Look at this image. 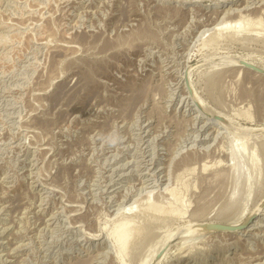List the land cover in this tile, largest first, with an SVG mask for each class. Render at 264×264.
Segmentation results:
<instances>
[{"label":"rangeland","instance_id":"rangeland-1","mask_svg":"<svg viewBox=\"0 0 264 264\" xmlns=\"http://www.w3.org/2000/svg\"><path fill=\"white\" fill-rule=\"evenodd\" d=\"M181 1L0 0V264H122L88 237L133 218L150 235L125 264L171 232L159 264H264V75L214 67L264 59V0ZM233 17L251 37L214 39ZM206 111L234 122L218 131ZM261 204L238 234L202 225Z\"/></svg>","mask_w":264,"mask_h":264},{"label":"bare ground","instance_id":"bare-ground-1","mask_svg":"<svg viewBox=\"0 0 264 264\" xmlns=\"http://www.w3.org/2000/svg\"><path fill=\"white\" fill-rule=\"evenodd\" d=\"M185 1V0H184ZM196 1V0H195ZM203 1V0H202ZM202 1H197V3H199V4H202ZM246 0H215V2H211V3H209V4H206V5H204V7H205V9H209V7H222V8H229L230 7V9H231V6H232V4H234V3H244ZM249 1L250 0H248V1H246L245 3H249ZM253 1V0H252ZM180 2H182L181 0H180ZM204 2V1H203ZM179 3V2H178ZM240 6V5H239ZM248 6V5H247ZM194 7H196V6H194ZM191 8H193V7H191ZM249 9V8H248ZM224 10V9H223ZM226 10H228V9H226ZM233 10V9H232ZM231 11V10H230ZM225 12V11H224ZM230 16V15H229ZM192 18V17H191ZM226 18V17H225ZM228 18V17H227ZM234 18H237V17H233V19ZM231 19V20H223V21H220V22H216V25H215V27H214V29H212V30H214L215 31V34H214V32L213 33H211V32H209V33H211L210 35H212V34H214L215 36H214V39L216 38V39H218L217 37L218 36H220V38H224V37H227V35H230V38L232 37V40L234 41L236 38L237 39H241V40H247V39H245V38H247V37H249L250 35H251V30L252 29H249V27H250V23H252V22H249V21H247V19H245V18H242V17H240V18H238V19ZM262 19V18H261ZM215 24V23H214ZM211 28H213L212 26H211ZM210 29V28H209ZM206 31V30H205ZM206 33V32H205ZM239 35V36H238ZM229 37V36H228ZM251 37V36H250ZM213 38V37H212ZM211 38V39H212ZM219 38V39H220ZM230 40V39H229ZM212 41V40H211ZM214 41V40H213ZM250 53H248V55L247 56H245L244 55V57H240V56H234V55H232V56H230L229 55V57L228 58H230L229 60H227L226 59V57L227 56H225L224 58L227 60L226 62H220V63H218V64H215L214 65V67H217V66H221V65H225V67H226V65L227 66H229L230 67V65H231V68H232V66H234V67H237L238 68V71H242V72H244V73H252V74H254V75H256V76H260V77H262L263 78V76H261V75H259V74H256V73H254V72H252V71H250V70H247V69H245V67H244V62L245 63H247V64H249V65H251V66H254V67H257V68H259L260 70H262V71H264V59H259L258 57L259 56H256V55H249ZM227 55V54H226ZM215 56V55H214ZM219 57V56H218ZM221 57V56H220ZM211 58V57H210ZM223 58V59H224ZM219 59V58H218ZM211 60H212V58H211ZM222 61V60H221ZM225 61V60H224ZM211 63V62H210ZM216 63V62H215ZM201 64V63H200ZM208 65V64H207ZM228 67V68H229ZM190 68H192V67H190ZM237 68H235L236 70H237ZM186 69V68H185ZM220 69V68H219ZM188 70V69H187ZM223 70V69H222ZM235 70V71H236ZM188 72V71H187ZM190 72V71H189ZM188 72V73H189ZM241 72V73H242ZM194 73V72H193ZM192 74V73H191ZM190 75V74H189ZM245 75V74H244ZM189 77V76H188ZM184 78V77H183ZM190 79H191V77H190ZM190 79H189V81H190ZM192 82V81H191ZM191 82H189V83H191ZM194 84V83H193ZM185 85V84H184ZM194 94V93H193ZM192 103V102H191ZM200 104V103H199ZM201 105V104H200ZM204 105V104H203ZM191 106V105H190ZM205 107L206 106H202V108H204L205 109ZM198 112V111H197ZM213 112V111H212ZM215 112V111H214ZM200 113V112H199ZM215 114V113H214ZM213 113H211V112H208V111H206V115H208V117H214V119H215V123H216V126H214V127H216V129L218 130V129H222V128H225V127H227V125H229L228 123L231 121V122H234V121H232V119L230 120H228L227 121V119H228V117H227V119L225 120V119H223L222 117H220V116H215ZM205 115V114H204ZM197 116V115H196ZM222 116V115H221ZM230 122V124H232ZM208 124V123H207ZM234 125V124H233ZM239 126V125H238ZM235 127V126H234ZM234 127H232V128H234ZM231 128V129H232ZM237 128V127H236ZM213 129V128H212ZM235 129V128H234ZM258 129V128H257ZM256 129V130H257ZM226 130V129H225ZM229 130V129H228ZM228 130H226V131H228ZM236 130V129H235ZM260 130V129H259ZM262 130V129H261ZM219 131V130H218ZM239 131H240V133H242V135H243V137H242V141H243V143L244 142H249V140H254V138H258L259 136L257 135V136H255L254 134L253 135H248L249 133H251V132H253V131H255V128L254 129H251V128H241V126H240V129H239ZM263 133H264V131H262ZM217 133V132H216ZM237 134L238 135V133H236V132H233L232 134ZM220 134V133H219ZM231 134V133H230ZM240 136V135H239ZM234 137V136H233ZM263 138V137H262ZM230 139H233V138H230ZM261 139V138H260ZM235 140V139H234ZM242 141H241V143H242ZM232 142H233V140H232ZM236 142H237V140H236ZM235 141H234V143H236ZM251 142H254V141H251ZM250 142V143H251ZM240 143V145L237 147V149H238V151L240 152V151H242V152H240L241 153V160L242 159H244L245 158V155H246V152H247V150L248 149H246L248 146H246L247 144L245 143V144H241ZM238 144V143H237ZM249 144V143H248ZM254 144H255V142H254ZM236 145V144H235ZM245 146H246V148H245ZM251 146V145H250ZM233 147V146H232ZM235 147V146H234ZM233 147V148H234ZM240 147V148H239ZM258 147V146H257ZM253 148V147H252ZM246 149V150H245ZM233 151V153H232V159H233V161H234V163H236L235 161H238L237 160V154H236V149H233V150H231V152ZM237 151V152H238ZM253 151V150H252ZM254 151H255V149H254ZM253 151V152H254ZM257 151V150H256ZM262 151H264V150H262ZM250 152V151H249ZM257 154V153H256ZM256 154H255V156H256ZM250 155H251V153H250ZM252 155H253V157L251 158V162L253 163H251L252 165H257V162H259L258 160H257V157H255L254 156V153H252ZM231 158V157H230ZM239 159V158H238ZM245 160V159H244ZM243 160V161H244ZM242 161V162H243ZM245 162V161H244ZM249 162V161H248ZM233 164V163H232ZM238 164V163H237ZM236 164V165H237ZM235 166V165H234ZM249 166V165H248ZM247 166V167H248ZM242 167V166H241ZM254 168V167H253ZM240 169V168H239ZM238 170V169H237ZM250 170V169H249ZM246 171H248V169L246 170ZM245 172V171H244ZM264 199V198H263ZM259 203V202H258ZM257 203V204H258ZM262 204L264 203V201L263 202H261ZM262 204L259 206V207H256L257 208V210H256V212L254 211V209H256V208H254L253 209V211H254V214H252L253 216H248L247 217V220H250V222L248 223V225L247 226H249V224L252 222L251 220H252V218L254 219V218H256L257 216H258V214L260 213V211L264 208H262ZM132 208V207H131ZM130 209V208H129ZM158 210V211H157ZM156 211L158 212V213H161L162 211L161 210H159V208L157 209ZM130 211L132 212V210L130 209ZM252 211V212H253ZM130 212V213H131ZM156 212V213H157ZM173 213H176L175 212V210H173L172 211ZM263 212V211H262ZM201 213V212H200ZM202 214V213H201ZM183 215H185V214H183ZM182 216V215H181ZM132 217V216H131ZM135 217V216H134ZM196 217V216H195ZM133 218V217H132ZM132 218H129L130 220L132 219ZM260 218V217H259ZM129 220V221H130ZM149 220V219H148ZM199 220V219H198ZM197 220V221H198ZM202 220V219H201ZM257 220H259L258 218H257ZM135 221H136V219H132L131 220V222H128L127 221V219H126V223H124L123 221V223L121 224V222H120V225H118V226H116V228H114L111 232L110 231H107L106 233H103V237H101L102 235H100V233L98 234H89V237H88V241H93V242H97V241H100V240H102V239H105V243L107 244V245H113V247H115V249H116V251H117V253L120 255L119 256V259L121 260V262H122V264L124 263L123 261H124V259H125V257L127 256V254H129L131 251H132V249H135V248H137V243H139L138 241H140L141 239H143V238H146L147 237V235H148V230H145L146 229V225H144V226H141V227H138V226H136V224H135ZM196 221V220H195ZM194 221V222H195ZM196 221V222H197ZM212 221V220H211ZM211 221H209V223L211 222ZM217 222L219 221V219L218 220H216ZM193 222V221H192ZM213 222V221H212ZM222 222V221H221ZM224 222V221H223ZM228 222V221H227ZM199 222H197V224H198ZM209 223H207L206 222V224L208 225ZM244 222H238V221H230V222H228V223H225V225H228V226H234V227H237V226H240L241 224H243ZM196 224V223H195ZM206 224L204 225V224H202L203 226H206ZM213 224V223H212ZM221 224V223H220ZM192 225H194L193 223H192ZM200 225H201V223H200ZM201 225V226H202ZM211 225V224H210ZM216 225V224H215ZM222 225V224H221ZM259 225V224H258ZM202 226V227H203ZM251 226V225H250ZM254 226V225H253ZM161 227V226H160ZM180 227V226H179ZM188 227V226H187ZM190 227V226H189ZM188 227V228H189ZM193 227V226H192ZM197 227V226H196ZM198 227H200V226H198ZM255 227V226H254ZM149 227H147V229H148ZM184 228H185V226L183 227V229L182 230H184ZM187 228V229H188ZM256 228H258V227H256ZM260 228H262V227H260ZM186 229V228H185ZM187 229H186V231H187ZM191 229V228H190ZM189 229V230H190ZM197 229V228H196ZM193 230H195L194 228H193ZM200 230V229H199ZM198 230V231H199ZM244 230H246V229H244ZM191 231V230H190ZM201 231V230H200ZM239 231L240 230H238V231H236V232H234V233H230V234H238L239 233ZM171 232V231H170ZM179 232H181L182 233V231L180 230ZM246 232V231H245ZM151 233V232H150ZM195 233V232H194ZM197 233H200V232H197ZM243 233H244V231H243ZM165 234V233H164ZM178 234H180V233H177V232H171L170 234L169 233H167V235L168 236H163L164 237V241H162L161 243H160V246L159 247H154V245H152L153 247H154V251L152 252V251H150V252H152V253H148L149 255H147V257L144 259V261H143V264H159L161 261H165L166 259H168V257L170 256H168V252H166V253H162L163 251H164V249L167 247V246H171L172 244V242H173V240H174V237H175V235H176V238H177V235ZM183 234V233H182ZM185 234V233H184ZM245 234V233H244ZM150 235V234H149ZM148 235V236H149ZM196 235V234H195ZM194 235V236H195ZM226 235H228V234H226ZM240 235V234H239ZM190 236V235H189ZM237 236V235H236ZM167 237V238H166ZM227 237H229V236H227ZM233 237V236H232ZM258 237V236H257ZM175 238V239H176ZM190 238V237H189ZM188 238V239H189ZM185 239V238H184ZM203 239V238H202ZM209 239V238H208ZM240 240V239H239ZM108 241H109V243L110 244H108ZM205 241V240H204ZM182 242H183V240H182ZM99 244H100V242H99ZM104 244V243H103ZM112 247V248H113ZM111 248V249H112ZM115 249H114V251H115ZM169 251V250H168ZM264 253V252H263ZM113 254V253H112ZM162 254V255H161ZM180 255V256H179ZM178 256H177V258H174L173 260H171V261H169V263L168 264H183L182 263V259L183 258H187L185 255L183 256V255H181V254H179ZM116 256V255H115ZM194 257V256H193ZM259 257V256H258ZM100 258V257H99ZM143 260V259H142ZM141 260V261H142ZM254 260V259H253ZM257 260V259H256ZM137 261V260H136ZM261 261V260H260ZM264 261V260H263ZM120 262V263H121ZM157 262V263H156ZM166 262V261H165ZM184 262V261H183ZM259 262V261H258ZM141 262H139V264H140ZM210 263V262H209ZM247 263H248V261H247ZM246 263V264H247ZM125 264V263H124ZM199 264H207L206 263V261L204 260L203 262H201V263H199ZM258 264H260V263H258Z\"/></svg>","mask_w":264,"mask_h":264},{"label":"water","instance_id":"water-1","mask_svg":"<svg viewBox=\"0 0 264 264\" xmlns=\"http://www.w3.org/2000/svg\"><path fill=\"white\" fill-rule=\"evenodd\" d=\"M246 68L252 70L253 72H256L258 74L264 75V71L251 66L247 63L244 62L243 64ZM250 222V220L245 221L243 224H241L240 226L234 227V226H228V225H221V224H216V225H206L204 228L208 231H212V232H236L238 230H243L247 227L248 223Z\"/></svg>","mask_w":264,"mask_h":264}]
</instances>
